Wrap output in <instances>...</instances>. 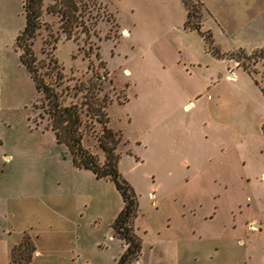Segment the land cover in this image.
<instances>
[{
    "label": "rangeland",
    "instance_id": "1",
    "mask_svg": "<svg viewBox=\"0 0 264 264\" xmlns=\"http://www.w3.org/2000/svg\"><path fill=\"white\" fill-rule=\"evenodd\" d=\"M88 1L87 32L66 40L59 18L46 12L53 0H43L46 28L36 38L38 57L46 65L52 55L63 67L59 90L68 87L71 94L79 81L98 76L101 94L113 100L108 126L123 134L118 165L138 196L135 220L159 225L171 217L200 230L225 223L216 239L221 253L238 257L240 264H264V89L258 53L232 50V38L223 33L221 23L238 27V17L222 0ZM258 2L264 17V0ZM24 22L22 0H0V153L11 155L8 163L0 160L3 193L10 208L37 216L34 242L45 252L57 251L54 256H62L67 240L61 222L60 228L47 222L69 207L74 214L80 196L96 194L82 210L80 256L105 264L108 253L94 243L90 227L97 226L105 244L102 231L121 195L112 181L74 167L41 118L40 95L15 48ZM197 24L211 32L223 57L211 54ZM55 34L63 38L57 49L42 45ZM227 61L247 72L235 69L236 80L216 81L228 72ZM46 78L54 83V76ZM186 102L192 107L184 109ZM85 122L83 144L103 161L95 138L100 125ZM20 195L36 198L32 210L13 200ZM209 212L215 216L205 220Z\"/></svg>",
    "mask_w": 264,
    "mask_h": 264
},
{
    "label": "trees",
    "instance_id": "2",
    "mask_svg": "<svg viewBox=\"0 0 264 264\" xmlns=\"http://www.w3.org/2000/svg\"><path fill=\"white\" fill-rule=\"evenodd\" d=\"M90 4L91 2L88 0H53L46 6V12L59 18V28L65 34L66 40H75L76 31L87 32V28L90 26V23L87 22L92 11ZM22 7L25 22L15 37V48L19 53L20 62L28 69L35 89L40 95V108L43 112L41 118L46 119L47 128L52 131L55 141L65 145L74 167L91 172L96 179H107L113 182L123 202L122 208L110 224L113 236L123 245V251L116 259L115 264H135L142 253V237L135 227L139 202L134 188L119 170L118 145L123 134L120 130H114L108 126L107 107L113 100L107 93L101 94L103 85L98 76L87 81H79L77 85L73 86L74 91L71 94L66 91L68 87L58 89L64 78L63 67L52 55L46 65L38 57L40 50L37 51L36 38L40 34L41 28H46V24L42 22L41 18L43 0H22ZM193 27L209 43L211 54L223 57V53L214 44L211 32L209 30L202 31L200 24ZM62 39V36L59 37L58 34H55L52 40L42 41V45L52 43L55 48L57 41L59 43V40ZM256 52L258 53L257 58H262L264 47ZM244 68L246 69V67ZM51 76H54V83L46 80V77ZM69 97L71 100L65 103V99ZM86 119L100 125L95 138L104 153L103 161H100L97 155L83 144ZM124 143L127 144V142ZM34 251V243L25 235L12 248L11 263L28 264Z\"/></svg>",
    "mask_w": 264,
    "mask_h": 264
},
{
    "label": "crops",
    "instance_id": "3",
    "mask_svg": "<svg viewBox=\"0 0 264 264\" xmlns=\"http://www.w3.org/2000/svg\"><path fill=\"white\" fill-rule=\"evenodd\" d=\"M258 1L259 0H222L232 14L238 17L237 20H239L240 23L238 27L234 28L231 25L228 27L225 23H221L223 33L227 37L232 38V50H241L242 52L247 53V55H251L264 47V34H262L263 31H261V28L264 27L263 9L260 7ZM263 60L264 56L256 62V67H261L258 69V72L260 75L259 83L262 90L264 89L262 88L264 87ZM226 66L228 72L225 75L219 73L216 81L223 77L230 81L236 80L238 74L234 71L235 69L247 72V69H244L243 66L233 65L228 61ZM212 80L213 78L211 77L209 82H213ZM216 81H214V83ZM200 94L201 93L197 91V96ZM191 103L192 102H186L183 105V108H191L193 105V103ZM263 123L264 118H262V125ZM2 143V139L0 138V146H2ZM10 156L11 155H7L4 151H1L0 160L4 162L6 160L8 163ZM3 166H6V164L3 163ZM1 172L2 169L0 173ZM260 174L261 178L262 175L264 178V169ZM151 193L155 194L152 191ZM6 195L7 194L3 193V185L0 180V264H12V248L18 244L25 235L28 236L35 245L34 254L28 264H42V260L48 262V264H92L90 259L80 256L81 250L79 241L81 233L78 232L82 231L80 229V219L83 216L82 210H84L88 204L92 203V201L97 199L96 194L80 196L78 199L81 202H76V211H74V214H72L71 207H69L62 211L64 213H61L60 211L57 218H55V221L47 222L50 227L55 223L58 228H60L58 222L62 223L61 233H65L67 240L64 245L65 248L61 251L62 256H54L53 254L57 253V251L53 252L52 250H49L48 252H45L34 242V237L37 236V233L35 234L33 229L37 216L30 215L28 211L23 212L20 207L18 210L10 208L6 201ZM23 198H25V201ZM34 199H36L34 196L24 197L23 195H20L13 200L17 203H21L22 208L24 207V209L32 210ZM68 201H70L69 198ZM80 205H82V208ZM122 206L123 202L121 198V203L116 206L107 220V229L102 231V239L106 241L105 244L100 242L101 239L99 240L100 232L96 230L97 226H89L92 231L95 229L94 237L96 240L94 243L104 245L102 248L108 253L105 264H115L116 259L123 251L122 243L113 236L110 227V224ZM60 210H62V208H60ZM214 216L215 212H209L204 215V219L210 220L213 219ZM93 224H95L94 221ZM251 225L256 228L258 223L252 221ZM225 226V223L220 224L219 228L214 224H207V226L203 227V230H200L198 229V226L191 223L183 224L181 222H173L171 217L167 218L164 224L159 225L142 224L135 220L136 230L142 237V253L135 264H231L232 262L233 264H240L241 262L238 257L231 258V256L225 255L223 251L222 254L220 246L217 243L219 241L216 239H219L220 231L223 230ZM248 227H251L250 224ZM250 229L252 230V228ZM34 231L37 230L35 229ZM96 232L98 233L96 234ZM238 243H242V241L238 240Z\"/></svg>",
    "mask_w": 264,
    "mask_h": 264
}]
</instances>
